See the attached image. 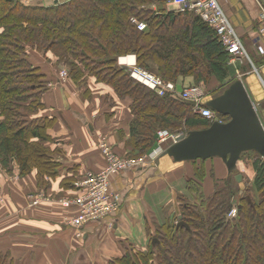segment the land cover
Returning a JSON list of instances; mask_svg holds the SVG:
<instances>
[{"label": "trees", "instance_id": "16d2710c", "mask_svg": "<svg viewBox=\"0 0 264 264\" xmlns=\"http://www.w3.org/2000/svg\"><path fill=\"white\" fill-rule=\"evenodd\" d=\"M170 0H70L63 4L26 5L0 0V164L9 173L25 178L37 172L40 188L47 191L59 175L58 149L50 135L56 119L39 117L48 86L33 53L52 54L55 64L69 67L77 85L88 78L112 87L120 100L130 99L132 121L127 141L134 157L147 155L163 129L194 130L210 127V120L194 112V103L178 94L159 96L131 77L119 58L136 56L137 67L177 85L181 78L212 84L213 97L223 93L236 78L231 56L216 30L194 12H168ZM155 6L156 8H152ZM144 22L139 30L134 22ZM195 86V85H194ZM210 98V97H209ZM222 121L230 118L218 114ZM249 157V158H248ZM212 159V158H211ZM251 159L253 183L242 188L236 171L214 189L204 192L209 173L204 160L192 161L194 176L186 193L178 197L174 221L153 226L151 243L141 250L126 247L122 258L109 264H264V159ZM248 161V160H246ZM71 178L62 186L74 189ZM250 196L251 202L247 199ZM236 208L237 217H230ZM179 216L190 229L179 226ZM0 264H13L0 253Z\"/></svg>", "mask_w": 264, "mask_h": 264}, {"label": "crops", "instance_id": "0c3cea01", "mask_svg": "<svg viewBox=\"0 0 264 264\" xmlns=\"http://www.w3.org/2000/svg\"><path fill=\"white\" fill-rule=\"evenodd\" d=\"M262 2L219 0L249 56L230 62L231 77L244 82L264 121ZM41 4L53 5L51 0H43ZM51 55H47L48 66H39L48 89L42 99L45 107L38 116L56 119L50 130L56 140L50 146L58 149L56 160L62 166L45 191L37 183V172L16 180L18 172L7 173L0 164V253L8 255L13 264H109L112 259L122 258L130 244L147 249L151 243L148 228L152 233L153 226H160L178 214V197L186 193L187 180L194 176V164L176 163L161 153L155 161L146 158L141 166L114 175L111 188L122 195L121 208L104 219L88 222L79 234L69 224L78 207L64 208L58 200L80 196L82 191L65 188L62 182L84 179L87 172L105 167L98 146L100 137L106 138L120 156L133 157V149L127 144L133 118L131 101L118 99L111 86L97 83L94 78H88L80 86L70 78L62 79ZM176 86L180 93L194 86L193 78H181ZM208 100L207 97L205 102ZM151 153L152 150L147 156ZM203 165L209 173L204 182V192L209 195L214 189V179L222 181L228 170L219 158L206 160ZM249 173L253 181L252 166ZM40 192H45L50 201L30 206L28 195Z\"/></svg>", "mask_w": 264, "mask_h": 264}, {"label": "built area", "instance_id": "2783aa9c", "mask_svg": "<svg viewBox=\"0 0 264 264\" xmlns=\"http://www.w3.org/2000/svg\"><path fill=\"white\" fill-rule=\"evenodd\" d=\"M22 2V0H19ZM70 0H51L53 5L63 4ZM23 3V2H22ZM262 15L264 20V2H262ZM169 12H194L198 14L204 22H208L220 36L227 52L230 54V62H234L236 58H249L246 48L240 36L235 31L230 20L219 4V0H170L167 3ZM139 30L147 28L146 23L137 22ZM264 32V27L261 29ZM121 66L126 65L130 70L131 77L139 83L144 84L151 90L155 91L159 96H165L167 93L178 94L182 99L194 103V112L204 118L214 122L223 123L218 113L209 108L205 104V94L200 86H192L178 91L177 86L172 82H165L160 77H157L144 69L137 67V62L134 64L119 62ZM62 79H66L69 75L67 71L60 73ZM183 133L172 134L168 131H159L157 140L159 146L154 149L149 158L153 161L165 151L161 144H174ZM100 153L105 158L106 165L100 171H89L84 179L75 182V187L80 189L83 196L75 200L62 199L60 203L64 208L77 206L78 213L69 221L70 226L74 227L80 234L84 225L90 221L100 220L117 212L122 204L123 198L119 192H114L111 188V178L123 171L131 168H136L145 163L146 158L134 159L131 157L120 156L108 143L106 138H99ZM165 146V145H164ZM43 194V193H42ZM42 194L34 198L33 204H39ZM237 210L234 208L230 213V217H237Z\"/></svg>", "mask_w": 264, "mask_h": 264}, {"label": "water", "instance_id": "95a60500", "mask_svg": "<svg viewBox=\"0 0 264 264\" xmlns=\"http://www.w3.org/2000/svg\"><path fill=\"white\" fill-rule=\"evenodd\" d=\"M206 106L230 119L180 136L163 156L176 163L219 158L229 173L238 169L244 153L256 152L264 159V121L242 80L234 81L223 93L208 100ZM236 180L240 183L242 175L238 174ZM247 199L251 202L250 196ZM182 219L179 216V226L190 229Z\"/></svg>", "mask_w": 264, "mask_h": 264}, {"label": "rangeland", "instance_id": "374dc122", "mask_svg": "<svg viewBox=\"0 0 264 264\" xmlns=\"http://www.w3.org/2000/svg\"><path fill=\"white\" fill-rule=\"evenodd\" d=\"M42 1L43 0H22V2L24 3V4H26V5H28V4H30V5H42L41 3H42ZM48 2V1H47ZM45 6V5H44ZM152 8H156L155 6H153ZM166 8H167V5H166ZM168 11V10H167ZM169 12V11H168ZM173 12V11H172ZM238 34V33H237ZM239 35V34H238ZM240 36V35H239ZM241 38V37H240ZM33 54H37L36 55V58H31L32 60V62L35 64V65H38V66H43V65H46V66H48V64H50V61H49V57H47V56H45L44 54H40V53H33ZM52 56V55H51ZM129 56V55H128ZM126 57L125 56V58L123 57V59H124V61L125 62H128V63H132L133 61H134V57L133 56H129V57ZM53 57V56H52ZM136 57V56H135ZM54 58V57H53ZM121 58L122 57H120L119 58V60H121ZM55 67H57L59 70H60V73L62 72V71H67L68 72V75H69V67L68 66H66V65H64V64H60L59 66H57V64H55ZM147 71V70H146ZM147 72H149V73H151V74H153V75H155V76H157V77H160V76H158V75H156L155 73H153V72H150V71H147ZM234 78V77H233ZM66 79H69V76L66 78ZM162 79V78H161ZM238 79V78H237ZM194 85L195 86H200L202 89H203V91H204V94H205V99H207V97L209 98L210 97V99L211 98H213V96L211 95V94H209L210 93V87L212 86V84H210V85H207V84H205V83H200V84H195L194 83ZM220 95V94H219ZM164 131H168V132H170V133H172V134H179V133H183V131L184 130H177V131H173V130H170V129H163ZM163 130H160V131H163ZM159 132V131H158ZM158 132H157V136H156V144H155V147L152 149V153H154V149L156 148V147H158L159 146V141L157 140V137H158ZM185 136V135H184ZM162 146H163V148L165 149L166 148V146L167 145H170V144H161ZM148 155V154H147ZM147 155H145V156H143V157H145V158H149V156H147ZM147 156V157H146ZM131 158H134V159H140V158H142V157H131ZM249 158V157H248ZM246 160H248V161H246ZM246 160H244L243 162H242V164H240V166L238 167V169H237V171H236V175H238V174H241L242 175V181L240 182V184H241V186H242V188L243 187H245V186H250L252 183H253V181H252V176L250 175V173H249V169H250V167H251V162H250V160L251 159H246ZM153 161V160H152ZM2 166V165H1ZM246 166V167H245ZM7 173H9L8 171H7ZM20 178V176H19V174H17L16 176H15V179L16 180H18ZM42 194V192H40V193H38V194H34V193H32V194H29L28 195V201H29V203H30V206H38V205H40L42 202H44V201H50V197L49 196H47V194H45V192H44V194H42V198H40V203L39 204H37V205H34L33 204V201H34V198L36 199L37 197H39L40 195ZM80 196H83V193L82 194H80ZM80 196H77V197H63V198H60L58 201L60 202V200H62V199H70V200H75V199H77V198H79ZM174 218H176V215L175 216H173V218H171V220L172 221H174ZM170 220V221H171Z\"/></svg>", "mask_w": 264, "mask_h": 264}, {"label": "bare ground", "instance_id": "6f19581e", "mask_svg": "<svg viewBox=\"0 0 264 264\" xmlns=\"http://www.w3.org/2000/svg\"><path fill=\"white\" fill-rule=\"evenodd\" d=\"M131 56H133V55H131ZM123 57H124V56H123ZM123 57L121 58V62H122V63H128V62H125V61L123 62V61H122ZM126 57H127V56H126ZM128 57H129V56H128ZM133 57H134V61H133L132 63H128V64H134V63L136 62V57H135V56H133ZM124 58H125V57H124Z\"/></svg>", "mask_w": 264, "mask_h": 264}]
</instances>
